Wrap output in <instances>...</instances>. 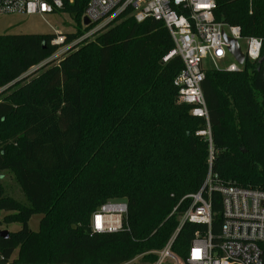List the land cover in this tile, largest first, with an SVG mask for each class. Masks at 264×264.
Wrapping results in <instances>:
<instances>
[{"label": "trees", "instance_id": "16d2710c", "mask_svg": "<svg viewBox=\"0 0 264 264\" xmlns=\"http://www.w3.org/2000/svg\"><path fill=\"white\" fill-rule=\"evenodd\" d=\"M88 1L67 8L78 26ZM216 3L218 22L261 39L263 49L240 71H205L208 122L178 102L174 80L184 66L179 57L163 63L174 43L162 22L123 17L28 77L57 52L54 35H0V90L10 88L0 93V171L15 174L29 203L6 196L0 180V213H7L0 232L22 227L0 237V264H123L172 237V250L186 258L207 227L179 229V219L210 172L225 186L264 192V0ZM82 34L67 35L66 44ZM110 158L120 166H108ZM120 198L125 229L94 233L92 215ZM212 212L218 236L215 192ZM35 215L38 231L29 225Z\"/></svg>", "mask_w": 264, "mask_h": 264}, {"label": "built area", "instance_id": "2783aa9c", "mask_svg": "<svg viewBox=\"0 0 264 264\" xmlns=\"http://www.w3.org/2000/svg\"><path fill=\"white\" fill-rule=\"evenodd\" d=\"M77 0H0L2 16H67L74 23V14L67 8ZM216 0H89L80 20L83 34L66 44L67 35L56 29L51 45L57 47L49 61L55 60L72 47L89 41L103 29L123 17L142 23L148 19L162 22L167 28L174 48L163 58V63L179 57L183 69L174 80L178 90V102L191 107V115L208 122V110L203 95L205 67L209 63L217 68L228 57L224 37L245 44L241 51L246 61L261 59L263 41L259 38H244L238 26H231L216 20ZM85 20L88 24L85 25ZM66 21V20H65ZM78 25V24H77ZM245 66V65H244ZM237 63L225 70L237 72L244 68ZM210 172L199 192L186 198L192 201L180 223L179 229L189 222L207 227L205 233L197 232L186 258L172 250L173 237L157 253V259L150 264H264V192L258 189L223 185ZM218 193L222 203V224L218 236L212 232V194ZM176 211V210H174ZM128 206L123 201H111L102 205L91 219L94 233L114 234L125 229ZM123 264H138L131 260Z\"/></svg>", "mask_w": 264, "mask_h": 264}, {"label": "rangeland", "instance_id": "374dc122", "mask_svg": "<svg viewBox=\"0 0 264 264\" xmlns=\"http://www.w3.org/2000/svg\"><path fill=\"white\" fill-rule=\"evenodd\" d=\"M66 20V21H65ZM60 30L62 33H70L76 32L81 30V27L74 23L71 18L67 16H49L45 19H42L39 16H21V15H14V16H2L0 17V35H26V34H36V35H49L54 32V30ZM69 49L66 53L62 54L55 60H52L54 63H58L69 51L73 48ZM241 48L245 49V44L241 43ZM48 61L46 60L43 64L33 68L30 70L26 77L31 76L39 71L46 65ZM235 63V60L231 57H228L223 63H220L217 68H213V66L209 63L205 64L207 69H214V70H221L226 69L229 65ZM15 85V84H13ZM9 88L5 87L4 89L0 90V93L3 91H7ZM2 97L0 96V101ZM256 100L261 102L260 96L256 95ZM179 104V103H178ZM180 105V104H179ZM197 135H205V133H198ZM109 156L108 154L106 155ZM111 157V156H110ZM210 162V160H209ZM108 166L112 167H119L120 163L115 158H110L108 161ZM0 180L4 187V193L6 196L11 197L25 206H29L28 200L25 197L18 181L13 172L10 171H0ZM189 196V195H188ZM111 201H123L126 202L124 199H111ZM7 213H0V219H4ZM185 215V214H184ZM183 215V216H184ZM183 216L180 217L179 221L181 223ZM41 215H35L30 220V228L33 231H38L39 229V222L41 220ZM21 225L19 224H10V225H3L1 227V231H8V232H17L21 229ZM173 238V237H172ZM171 240V239H170ZM163 249V248H162ZM159 250H152L144 255L137 256L134 258L138 264H143V259L148 255L156 256ZM17 256V253L15 254ZM179 256V255H178Z\"/></svg>", "mask_w": 264, "mask_h": 264}, {"label": "water", "instance_id": "95a60500", "mask_svg": "<svg viewBox=\"0 0 264 264\" xmlns=\"http://www.w3.org/2000/svg\"><path fill=\"white\" fill-rule=\"evenodd\" d=\"M85 25L88 24V21L85 20L84 22ZM225 42L229 45V52L230 54L235 58L237 63L241 66L245 65V57L241 51V48L238 44V42L234 39H230L228 37H224ZM0 237L7 239L8 238V231H1L0 232Z\"/></svg>", "mask_w": 264, "mask_h": 264}]
</instances>
